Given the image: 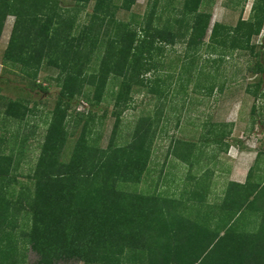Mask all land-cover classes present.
Masks as SVG:
<instances>
[{
    "label": "trees",
    "instance_id": "1",
    "mask_svg": "<svg viewBox=\"0 0 264 264\" xmlns=\"http://www.w3.org/2000/svg\"><path fill=\"white\" fill-rule=\"evenodd\" d=\"M72 1L76 3L74 11L77 12L90 0ZM135 1L124 0L120 8L130 9ZM173 1L147 0L149 9L143 23L119 20L115 17L113 0H96L88 23L74 36L71 33L75 26L73 17L58 15L56 0H0V36L6 17H15L4 58L9 57L11 65L22 66L33 86L43 91L47 87L37 82L43 61L47 59L48 63L62 68L56 78L60 91L52 120L35 168L29 175L34 187L25 197L20 193L16 199L5 198L4 182L14 158L6 155L0 159V264H25L27 246L37 254L35 264H55L73 258L88 264H264V187L231 183L215 227L174 213L169 218L164 211L154 208L155 196L142 193L128 196L115 188L119 182H140L149 162L154 137L151 118L139 120L126 146L115 145V137L122 115L131 107L134 86L151 85V93L158 96L164 93L159 78L155 84H150L141 77L152 65L157 66L158 56L165 46L174 44L176 38L182 36L180 28L175 29L179 30L176 32L170 29L171 22L191 24L193 35L198 37L189 40L191 47L199 45L209 29L211 14L200 9L203 0H179V5ZM250 13L247 20L242 19L234 28L214 22L210 39L220 44L230 42L231 48L247 49L252 36L259 35L263 28L264 2L257 1ZM164 14L173 18L164 24V30L155 25L153 33V20L161 22ZM137 26L139 30L135 29ZM104 33L108 39L96 76L99 83L93 103L102 101L110 74L120 78L118 89L112 93L115 122L111 140L106 148L89 145L86 130L93 118L79 113L77 122L83 121L81 136L69 161L59 162L68 134V111L74 107L76 96L82 94L79 79L86 61L80 60L79 47L84 42L83 47L87 49L84 55L93 52ZM21 39L26 41L25 47ZM154 39L155 62L152 64ZM54 54L61 58L59 64L53 60ZM252 70L262 74L263 61L257 62ZM262 83L260 76L252 91L254 95L262 91ZM214 88L215 84L211 83L206 87L207 93H212ZM29 101L27 97L8 100L4 114L13 119L24 118L35 107L31 103L30 109ZM252 108L254 112L255 107ZM15 162L18 164L19 160ZM241 186L245 195L236 192ZM253 193L254 200L248 202ZM253 204L259 206L261 212L259 224L253 231L240 232L230 222L227 206L232 205L236 214L245 205L244 209ZM144 251L149 252V259L145 263L137 262L135 256L142 253L143 256Z\"/></svg>",
    "mask_w": 264,
    "mask_h": 264
},
{
    "label": "rangeland",
    "instance_id": "2",
    "mask_svg": "<svg viewBox=\"0 0 264 264\" xmlns=\"http://www.w3.org/2000/svg\"><path fill=\"white\" fill-rule=\"evenodd\" d=\"M257 1L264 2L203 0L200 9L211 14V20L208 31L196 47L188 44L189 40L198 38L193 35L191 24L171 22L173 27L170 29L176 32L179 30L175 29L180 28L182 36L176 38L174 44H167L158 56L157 66L152 65L149 72L141 77L150 84H155L159 78L160 86L165 88L164 93L160 96L151 93V85L146 88L134 86L131 107L122 115L115 137V145L126 146L132 140L139 120L142 117L151 118L154 137L150 159L140 182H119L115 185L117 191L128 196L135 193L153 195L156 211H164L169 218L174 213L191 220L199 219V222L215 227L218 224L216 220L219 221L222 215L220 209L231 183H250L264 187V72L258 74L252 70L260 60L264 63V25L259 35L252 36L247 49L231 48L230 42L220 44L210 39V29L214 22L234 28L239 21L249 18L251 8ZM56 2L58 15L73 17L75 26L71 33L75 36L88 23L96 0L82 4L77 12L74 11L76 3L72 0ZM113 2L117 19L144 23L149 9L147 0H136L130 9L120 8L124 0ZM172 3L179 5V0ZM162 17L161 22L153 20V33L155 25L157 29H162L173 15L164 14ZM41 19L45 17L41 16ZM14 20L13 15L6 17L0 36V159L6 155L14 158L9 167L10 174L4 182L3 193L7 199H16L20 193L25 197L34 187V180L29 175L35 168L52 120L60 91L56 78L62 69L54 63H48L47 59L43 61L37 75V82L47 87L43 91L33 86L32 79L24 75L22 66L11 65L9 57L4 58ZM135 29L139 30V27ZM106 39L108 35L104 33L98 46L87 55L83 53L87 50L83 47L84 42L79 47L80 60L86 61L79 79L82 94L76 96L74 107L68 111V134L59 162L69 161L81 136L83 121L77 122L79 113L85 117L90 114L93 118L88 122L86 130L89 145L106 148L111 140L115 122L112 93L118 89L120 78L110 74L106 79L102 101L93 103V94L99 83L96 76L104 58ZM19 41L26 46L25 40ZM152 46L151 63L155 62V39ZM52 58L58 64L61 62L56 54ZM15 63H18L17 60ZM260 76L262 91L254 95L252 91ZM211 83L215 84V88L209 94L206 87ZM29 87H32L31 90ZM23 97L30 100V109L33 103L35 107L22 119L6 116L4 108L7 101ZM16 160H19L18 164ZM242 186L237 187L236 192L245 195ZM254 197L255 193L251 194L248 202L253 201ZM244 207L236 215L232 205L227 206L230 222L240 232L253 231L261 219L259 206L253 204ZM27 248L25 264H35L37 254ZM142 254L136 255L135 259L145 263L150 254L147 251ZM55 264L88 263L73 258Z\"/></svg>",
    "mask_w": 264,
    "mask_h": 264
},
{
    "label": "crops",
    "instance_id": "3",
    "mask_svg": "<svg viewBox=\"0 0 264 264\" xmlns=\"http://www.w3.org/2000/svg\"><path fill=\"white\" fill-rule=\"evenodd\" d=\"M8 16H11V15H8Z\"/></svg>",
    "mask_w": 264,
    "mask_h": 264
}]
</instances>
